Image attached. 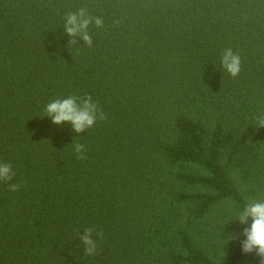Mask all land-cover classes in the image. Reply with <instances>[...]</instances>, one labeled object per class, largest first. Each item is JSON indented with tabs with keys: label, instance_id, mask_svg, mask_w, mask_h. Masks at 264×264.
I'll return each mask as SVG.
<instances>
[{
	"label": "trees",
	"instance_id": "trees-1",
	"mask_svg": "<svg viewBox=\"0 0 264 264\" xmlns=\"http://www.w3.org/2000/svg\"><path fill=\"white\" fill-rule=\"evenodd\" d=\"M80 7L104 21L91 47L64 31ZM70 94L107 120L77 135L41 118ZM260 113L264 0H0V163L26 182H0V264H260L235 221L264 198ZM87 227L104 233L90 257Z\"/></svg>",
	"mask_w": 264,
	"mask_h": 264
},
{
	"label": "clouds",
	"instance_id": "clouds-1",
	"mask_svg": "<svg viewBox=\"0 0 264 264\" xmlns=\"http://www.w3.org/2000/svg\"><path fill=\"white\" fill-rule=\"evenodd\" d=\"M64 31L69 37V45L77 43V37L88 47L92 46L93 40L88 29L90 25H94L97 29H102L104 21L99 16H91L85 7H80L76 11H69L63 17ZM220 67L223 72L227 73L231 78L235 79L242 70V61L239 52L234 51L231 47L225 48L220 53ZM48 117L55 126H63L69 124L77 135L85 133L93 128L97 122L107 120V115L100 108L99 102L94 101L91 95L78 96L70 94L66 98H56L48 102L44 106L43 117ZM255 122L257 129L264 128V113L256 116ZM77 160L83 161L87 159L86 147L84 144L74 142L69 145ZM12 165L9 163H0V182L8 184V190L17 192L25 183H10L14 177ZM244 227L242 235L244 239L241 243L242 252L247 254L255 253L260 259V264H264V198L256 201L248 202L242 211L237 213L236 220ZM78 239L83 245V254L85 256H94L97 254L98 243L104 238L102 230L93 227H87L81 234L76 229ZM95 235V238H94ZM236 239L230 236L229 240Z\"/></svg>",
	"mask_w": 264,
	"mask_h": 264
},
{
	"label": "rangeland",
	"instance_id": "rangeland-1",
	"mask_svg": "<svg viewBox=\"0 0 264 264\" xmlns=\"http://www.w3.org/2000/svg\"><path fill=\"white\" fill-rule=\"evenodd\" d=\"M236 180H237V183L239 184V186L246 192H248L250 189H251V186L250 185H248V187H247V190H246V186H244L242 183H241V181L239 180V177L237 176L236 177ZM248 198L249 199H251V201H256V200H258L257 198H252V196H250V194L248 195Z\"/></svg>",
	"mask_w": 264,
	"mask_h": 264
}]
</instances>
